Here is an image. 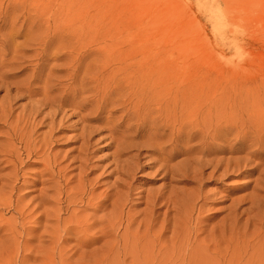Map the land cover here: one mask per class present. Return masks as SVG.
Returning <instances> with one entry per match:
<instances>
[{"label": "rangeland", "instance_id": "rangeland-1", "mask_svg": "<svg viewBox=\"0 0 264 264\" xmlns=\"http://www.w3.org/2000/svg\"><path fill=\"white\" fill-rule=\"evenodd\" d=\"M102 45L149 46L205 106L178 141L206 136L208 151L176 155L173 181L150 151L175 149L157 98L93 121L76 108L123 92L101 66L126 53ZM130 144L142 153H116ZM250 150L264 156V0H0V264H264V157L246 164Z\"/></svg>", "mask_w": 264, "mask_h": 264}, {"label": "bare ground", "instance_id": "bare-ground-1", "mask_svg": "<svg viewBox=\"0 0 264 264\" xmlns=\"http://www.w3.org/2000/svg\"><path fill=\"white\" fill-rule=\"evenodd\" d=\"M16 46L17 45H15V48ZM119 46L120 45H110L106 47L102 45V46H99L100 47L99 51L110 52L112 55H114L115 53L121 52L124 49V47H119ZM17 47H19V44ZM20 48H22L21 44H20ZM14 52L12 51V54ZM123 52L126 53V57H124L123 59H119L118 61H114L115 65L108 63V64H103L101 66V70L103 71L107 69V66H111L112 73L113 75H115V79L119 82V85H120V88L118 91H123V92L117 93V96L115 98L110 99L106 103H104L103 101H99L98 99L94 100V98H92L90 100L78 102L75 106L80 111H82L88 107V104H91L93 108L92 109L93 114L95 115V117L90 118L89 120L93 121L95 119L96 120L99 119L101 112L109 105L118 106L117 109H111L110 112L120 111L122 112L123 117H125V115L130 116L132 114V111H134V113L140 112L142 107L144 111L151 112V104L154 105L156 98H157V100L160 101L158 111L161 114H165L166 119L168 121L173 120L172 123L169 124V132L166 134V136L167 135L170 136L169 142H172L171 144L175 145V149L167 151L166 146H162V144L160 143L156 144L154 147H158V148L154 150H150V151L152 152V154H159L160 158L154 162L153 166H156L159 164V168L157 172L164 171L165 173L164 179H169L170 175L174 176V175L181 174V173L176 172L174 168L171 167L172 165L170 164V162L173 160V158H175L176 155L182 156V155L187 154L188 153L187 149H197L200 152V146L203 147L201 151H203L204 153H207L208 151L207 148L206 149L204 148L205 144L208 141V138L206 136L202 138L201 143H199L198 145L192 146L190 148H187V149L183 143L179 144V141H178L179 138H182V137L185 138V130L187 129V125L188 124L193 125L194 122L197 121L200 115V111H203L205 106L202 105L201 107L200 103L197 102L198 97L196 96V94H191L187 92V89H186L187 76L182 66L180 67L179 65H176L172 62H166V61L157 62L151 56V49L149 46L138 47V46L130 45V46H127V49L123 50ZM137 53H140L141 55L139 56ZM104 61H107V60H104ZM110 61H113V60H110ZM100 80H101V73H98L95 81L99 83ZM81 84L87 85V81L82 80ZM97 86H100V85H97ZM56 109L58 108L56 107ZM208 109L212 111L211 107H208ZM5 116H7V113L5 114ZM211 124H212L211 122L208 124L206 123L203 128L197 129L196 131H192L191 137L198 138L200 136V130L203 131L205 128L212 127ZM226 126L230 128L231 133H234V132L236 133L235 139H238V138L243 139V137L248 133V131H246V126H243V125L238 126V125L226 124ZM139 127L133 128V126H131L129 127L128 130L136 129L137 131V129H140ZM88 129L86 127L83 133L84 142L89 141L88 136H89V133L92 132V130H90L87 135L86 132ZM262 130H263L262 126L257 129L258 132ZM91 135L93 134L91 133ZM153 137H157L158 139H160L164 137V135L154 134ZM251 142L253 145L257 144L260 146L262 144L260 141H257L256 138H253ZM212 145L213 144H211L210 147H212ZM124 147L123 148L120 147L116 153L122 154L124 153L123 149L129 150L133 148H136V151H138V153L140 154L142 153V151L138 149L137 146L135 145L130 144L126 148ZM178 147H180V150L178 149ZM216 157L210 160V163L214 166V171L220 170L223 167H225V170H228L231 168L232 162L228 161L230 160L229 157L227 161H225L226 159L224 160L222 158H216ZM262 157L264 156H262L259 153V150H250L249 157L248 158L246 157L247 159L245 158L246 159L245 163L246 164L249 163L250 160L251 162L252 160L253 162H255L257 158H262ZM127 162L128 161H126V163ZM236 166H239V164L237 163ZM261 166H262V163L257 162L255 163V166L252 167V170L253 169L259 170L261 169L260 168ZM260 171H261V175H263L264 169H261ZM182 175L184 174L182 173ZM169 180L173 181L174 179L172 178Z\"/></svg>", "mask_w": 264, "mask_h": 264}]
</instances>
